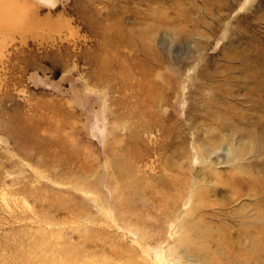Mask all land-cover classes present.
<instances>
[{"label":"rangeland","instance_id":"rangeland-1","mask_svg":"<svg viewBox=\"0 0 264 264\" xmlns=\"http://www.w3.org/2000/svg\"><path fill=\"white\" fill-rule=\"evenodd\" d=\"M252 239L264 0H0V264H264Z\"/></svg>","mask_w":264,"mask_h":264},{"label":"bare ground","instance_id":"bare-ground-1","mask_svg":"<svg viewBox=\"0 0 264 264\" xmlns=\"http://www.w3.org/2000/svg\"><path fill=\"white\" fill-rule=\"evenodd\" d=\"M196 230V229H195ZM243 231V230H242ZM241 230H240V233L242 232ZM204 232H206V230L205 229H197V231H195V233H194V231H192V233H191V235H198V234H203ZM223 235H226V233L225 234H223ZM226 237L225 236H222V240L220 241V242H216V246L217 247H219V248H225V241H227V239H225ZM212 239L210 238V237H208L207 238V242L208 243H211L210 241H211ZM233 240L234 239H232V243H233ZM239 240H240V237H238V242H237V245H239L240 244V242H239ZM253 240V239H252ZM228 242V241H227ZM230 242V244H232ZM233 245V244H232ZM251 246H252V248L251 249H248V248H246V253H248V254H246V255H244V254H242V255H240L241 253H237V254H235V255H233V256H243L242 258H251V256L252 255H254L255 254V252H258L262 247H264V245L262 246L261 245V243H259V241L258 240H253V242L250 244ZM242 250H238V252H241ZM226 256H229V254H227ZM226 256H224V257H226ZM232 256V257H233ZM223 257V258H224ZM231 262H233V260H230ZM234 263V262H233Z\"/></svg>","mask_w":264,"mask_h":264}]
</instances>
